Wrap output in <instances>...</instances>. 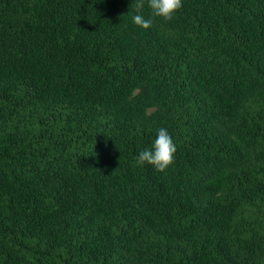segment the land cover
I'll list each match as a JSON object with an SVG mask.
<instances>
[{
  "label": "trees",
  "instance_id": "16d2710c",
  "mask_svg": "<svg viewBox=\"0 0 264 264\" xmlns=\"http://www.w3.org/2000/svg\"><path fill=\"white\" fill-rule=\"evenodd\" d=\"M135 3L0 0V264H264V0Z\"/></svg>",
  "mask_w": 264,
  "mask_h": 264
},
{
  "label": "clouds",
  "instance_id": "9594fccd",
  "mask_svg": "<svg viewBox=\"0 0 264 264\" xmlns=\"http://www.w3.org/2000/svg\"><path fill=\"white\" fill-rule=\"evenodd\" d=\"M145 0H136L135 12L132 21L135 25L149 29L153 24L152 18H145L143 8ZM151 9V17H161L165 21L173 18L174 14L182 7V0H147ZM176 145L168 131L164 128L158 130L151 149H145L139 153L136 163L152 165L157 171H165L173 162Z\"/></svg>",
  "mask_w": 264,
  "mask_h": 264
}]
</instances>
